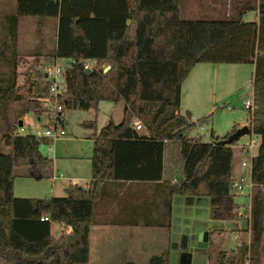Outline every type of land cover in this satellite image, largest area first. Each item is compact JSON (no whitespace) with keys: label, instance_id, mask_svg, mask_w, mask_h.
<instances>
[{"label":"trees","instance_id":"trees-1","mask_svg":"<svg viewBox=\"0 0 264 264\" xmlns=\"http://www.w3.org/2000/svg\"><path fill=\"white\" fill-rule=\"evenodd\" d=\"M182 2L16 0L14 14L6 17L12 42L17 39L21 18L56 22L51 57L69 62L65 67V92L58 99L62 114L71 107L95 109L100 102H122L124 106L118 124L109 121L98 133L95 120L82 125L93 130L95 146L88 188L70 185L64 197L17 198L13 194L17 169L39 168L27 174L39 180L52 165L39 150L44 138L17 133L28 114L41 116V100L49 97V86L47 81L37 86L30 75L19 85L15 68L6 74L5 81L0 80V148L9 149L8 154L0 153V264H87L90 230L108 175L112 183L121 186L126 182L161 183L169 197L185 201L209 198L210 219H237V206L230 193L234 180L232 146L237 140L227 141L239 128L233 126L223 138L212 132L210 143L184 137L194 123L190 122V112L180 113L181 86L198 64L254 65V110H248V129L249 135L261 141L252 159L249 243L239 246L232 258L220 257L219 263L244 264L248 258L249 264H261L264 0H230L234 13L220 19L188 21L180 19ZM249 12L258 13L257 22L244 21V14ZM85 59L107 63L110 69H95L88 74L79 63ZM135 121L144 129L141 134L133 129ZM170 205L169 198L159 206L157 223L141 225H167ZM52 224H61L71 232L54 238ZM145 264H169V252L153 255Z\"/></svg>","mask_w":264,"mask_h":264},{"label":"rangeland","instance_id":"rangeland-1","mask_svg":"<svg viewBox=\"0 0 264 264\" xmlns=\"http://www.w3.org/2000/svg\"><path fill=\"white\" fill-rule=\"evenodd\" d=\"M15 1L1 0L0 2L5 4V9L0 10V80L5 81L6 74L15 68L19 85L23 84L26 75H30L32 81L41 87L46 82L45 73L49 67H53L56 63L63 68L69 62L56 59L54 63L51 56H48L54 52L56 44V22L53 20L41 21L34 18H21L17 39L15 43L11 41L6 17L14 14ZM230 3V0H183L180 7V19L185 21L199 18L220 19L234 13V5L233 3L230 5ZM253 20L254 16L251 14L244 16L246 22H253ZM14 60H17L15 67ZM106 66L109 65L106 63ZM220 66L222 67L215 77L216 82L212 81L213 77H211L208 79V84L206 82L202 87L200 101L195 102L196 92H194V97L190 95L183 98L180 108L189 106L210 109L208 112L203 110L195 113L199 120L206 116L209 117L202 122H198L199 120L196 119L195 124L186 129L185 138H201L203 142L210 143L212 132L215 137L223 138L233 126L242 128L247 125L246 127H248L250 123V112L244 108V103L247 100H252V65L220 64ZM222 68H225L226 72H223ZM123 106L122 102H100L95 109L88 111L73 109V107L66 109L63 113V126L66 135L57 140L45 139L39 148L43 156L52 160L53 165L54 162L57 164V168L53 169L50 176V169L53 166L51 165L47 170L48 176L39 180L27 176L29 171L35 173L40 170L39 168L17 169L13 185L14 196L37 199L50 198L53 195L64 197L63 187L70 186V181H77L79 183L77 186H85L92 176L90 165L95 154V146L93 130L86 129L82 125L84 122L95 120L96 133H98L109 121L118 124L122 120ZM41 107L43 112L39 120L34 114H28L24 118L23 127L27 133L35 135L36 129L41 132L52 126L47 104L43 103ZM143 130L142 127L140 132ZM253 139L258 142V145L260 144V137L247 134L240 137L232 146V170L235 175L233 179L238 180L245 175L241 162L246 160L250 154L253 156L257 154L259 146L250 153L241 149V146L248 144ZM0 153L8 154L9 149L0 148ZM241 171L242 173H240ZM58 175H62L63 180L52 179ZM236 192L234 188H230V193L234 195V202L237 206V219L234 221L210 219V203L207 198L201 199L198 207H193L190 211L189 208L187 210L185 208L184 198L175 197L171 213L173 249L169 264H179L180 256L185 250L184 239H187L189 243L188 253L191 255V264H220V257L232 258L236 255L239 246L249 243L247 238L249 196L247 190L243 195L236 194ZM205 228H220L222 232L212 231L208 248L197 250V243L191 239L192 234L196 238L199 231ZM137 232L147 235L152 231L146 226H142L137 228ZM52 233L56 236L59 231L54 229ZM260 256L261 264H264V236Z\"/></svg>","mask_w":264,"mask_h":264},{"label":"crops","instance_id":"crops-1","mask_svg":"<svg viewBox=\"0 0 264 264\" xmlns=\"http://www.w3.org/2000/svg\"><path fill=\"white\" fill-rule=\"evenodd\" d=\"M15 6H16V1H15ZM4 9H5V4L0 3V10H4ZM248 14L254 16L253 22H257L258 20L257 12H249L244 14V16ZM18 30H19V24H18ZM50 58L51 60L53 59L52 61H54L55 63L57 58L55 59L52 57ZM221 67L222 66H220V64L196 65L181 86L180 107L183 98L184 97L187 98L190 95L194 97V92H196L195 102L200 101V92L202 91V87H204L206 82L208 84V79H210L211 77H213L211 80L212 81L214 80L216 82L215 77L217 76ZM224 67L227 68V66ZM252 67L254 71V65H252ZM225 68H222L223 72H226ZM201 105H202V100H201ZM203 110H205L204 112H208L210 109L191 108L187 106V108H180V113L184 114L187 111L190 112L191 114L190 122L194 123V121L198 118L195 116V113ZM39 119L40 117H38V120ZM23 129L26 130L24 127ZM138 133L141 134L142 132L139 131ZM185 133L186 131L184 132V137H185ZM90 166H91V175L93 176L92 164ZM54 168H57V164L55 162L52 168L50 169V176ZM243 172L246 174L247 170L243 169ZM240 173H242V171ZM232 175L233 177L235 176L233 170H232ZM42 176H43L42 178L48 176V172L47 171L42 172ZM92 176L91 179L87 181V183H85V186L83 187L85 188L89 187L90 182L92 180ZM58 180H63V178L57 179V181ZM106 180L108 181V183L105 186V192L103 197H101L99 203L96 206V220L90 230L89 261L87 264H127V263L145 264L151 256L159 255L164 252H169V259L171 262V254L173 249L172 248L173 233L171 227L172 214H170V219L168 223L165 222L167 225H165L164 227L146 226L148 229L152 231L150 232V234L143 235L142 233H138L137 228L142 227L143 225L141 224L157 223L160 220L159 206L163 205L166 200H169V198L171 203L170 209L172 213V206L175 197L174 196L169 197L168 191L160 185L161 183L126 182L121 186V185H117L118 183L111 182L112 180L111 175H108ZM77 184L79 185L78 182ZM68 186L69 185L63 187V190H65ZM51 188H53V186H51ZM52 197L55 196L53 195ZM199 201L200 200L185 201L184 204L186 210L187 208H189V210L191 211L193 207H198V205L200 204ZM209 203H210V199H209ZM249 210H250V201L248 204V212ZM247 215L249 216V214ZM54 229L56 231L57 230L59 231L58 235L56 236H54L52 233V230ZM203 231L208 232V246L210 244L209 239L211 237V232L212 231L222 232L220 228H205L200 230L199 232H203ZM64 232L66 234H70L71 229L65 228L61 224L51 225V235L54 238H59ZM249 236L250 234L248 232L247 233L248 240H249ZM173 237L175 239V236ZM194 241L196 242L195 239ZM188 244H189L188 240L184 239V249L188 248Z\"/></svg>","mask_w":264,"mask_h":264},{"label":"built area","instance_id":"built-area-1","mask_svg":"<svg viewBox=\"0 0 264 264\" xmlns=\"http://www.w3.org/2000/svg\"><path fill=\"white\" fill-rule=\"evenodd\" d=\"M73 63V62H72ZM85 72H92L95 69H101L103 72L106 70L108 66H106V63H98L94 59H85L80 60L79 62ZM45 79L49 86V97L42 99L41 102L46 103L48 108V114H49V120L52 122V126L48 127L47 129L43 131H39L36 129L35 136L38 138H44L48 140H57L63 138L66 133L63 126V114H62V107L58 103V99L61 95L65 92V67L61 68L56 63L53 67H49L45 73ZM244 108L249 110L250 112H253L254 105L253 100H247L244 103ZM133 129L137 132L142 130V126L138 122L133 123ZM202 131V128H200ZM19 135H26L30 134L27 133L23 127H20L17 131ZM251 136H256L254 134H250ZM260 145V144H259ZM258 142L256 140H251L248 144L241 146V149L244 150V152L250 153L255 147L259 146ZM253 155L250 154V156L243 160L241 163V166L243 169L247 170V173L243 176H241L238 180L234 179L231 183V187L234 188L237 192L236 194L243 195L244 191L247 190L249 199L252 189V181H251V170H252V159ZM63 178L62 175L55 176L53 180L61 179ZM71 185H77L76 181H70ZM46 220V218H44ZM244 264H249V259L246 258L244 261Z\"/></svg>","mask_w":264,"mask_h":264},{"label":"water","instance_id":"water-1","mask_svg":"<svg viewBox=\"0 0 264 264\" xmlns=\"http://www.w3.org/2000/svg\"><path fill=\"white\" fill-rule=\"evenodd\" d=\"M109 69H110V66H108L104 72H107ZM86 73L90 74L91 72L88 71ZM21 125L22 124L19 123V127H21ZM247 134H249L248 127H246V126L245 127H242L236 133H234L227 142L230 144L231 142L236 141L240 137H242L244 135H247ZM191 239L192 240H194V239L196 240V243H197L196 248L199 249V250L206 249L207 246H208V244H207V241H208V232L207 231H203V232L198 233L197 236H196V238L193 235L191 237ZM179 264H191V255L188 254V253H183L180 256Z\"/></svg>","mask_w":264,"mask_h":264},{"label":"flooded vegetation","instance_id":"flooded-vegetation-1","mask_svg":"<svg viewBox=\"0 0 264 264\" xmlns=\"http://www.w3.org/2000/svg\"><path fill=\"white\" fill-rule=\"evenodd\" d=\"M197 250H199V249H197ZM184 253H188V248H186L185 250H184ZM189 254V253H188Z\"/></svg>","mask_w":264,"mask_h":264}]
</instances>
